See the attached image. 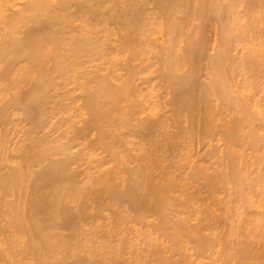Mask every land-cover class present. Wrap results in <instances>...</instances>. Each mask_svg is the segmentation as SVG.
Listing matches in <instances>:
<instances>
[{
    "label": "bare ground",
    "instance_id": "bare-ground-1",
    "mask_svg": "<svg viewBox=\"0 0 264 264\" xmlns=\"http://www.w3.org/2000/svg\"><path fill=\"white\" fill-rule=\"evenodd\" d=\"M261 1L0 0V264H115L113 253L138 250L133 237L145 228L137 224L149 231L142 253L157 257L148 264H181L195 256L192 250L203 256L220 245L223 257L217 256L225 264L264 256V248L255 250L241 235L247 213L235 212L230 200H246L264 182V171L249 180L241 152L248 141L257 151L264 148V117L254 115L243 95L246 75L264 77V51L255 46L264 35V12L255 14L256 7L264 11ZM242 3L250 25L239 23ZM191 18L201 22L194 29ZM212 24L218 37L211 51ZM83 59L91 63L82 65ZM92 63L90 73L86 64ZM68 79L82 82V99L73 92L82 104L74 96L80 104L57 99ZM160 85L166 101L153 89ZM195 137L204 149L201 162L192 159ZM214 140H223V148ZM83 151L96 152V164L88 159L84 166ZM196 182L227 212L222 239L216 209L196 198ZM229 183V200L217 197V186ZM110 208L115 244L95 235ZM196 212L203 220L191 225ZM242 219L243 228L236 225ZM155 232L179 259L164 255Z\"/></svg>",
    "mask_w": 264,
    "mask_h": 264
},
{
    "label": "rangeland",
    "instance_id": "rangeland-1",
    "mask_svg": "<svg viewBox=\"0 0 264 264\" xmlns=\"http://www.w3.org/2000/svg\"><path fill=\"white\" fill-rule=\"evenodd\" d=\"M263 1H264V0H262L260 3H262ZM260 3H257V4H260ZM242 5H243V3H242ZM263 5H264V3L262 4V6H263ZM255 6H256V5H255ZM255 6H254V8H255ZM257 6H259V5H257ZM259 7H260V6H259ZM259 7H258V8L256 7L257 9L255 8V10H258V9H259V12H257V11L254 10V11H255V14L258 13V16H259L261 13L264 12L263 10L260 9L261 7H260V8H259ZM263 7H264V6H263ZM263 7H262V8H263ZM243 8H244V5H243L242 7H241L240 5L238 6V10H239L240 13L242 12V10L248 11V10H246L247 7H245L244 9H243ZM240 9H242V10L240 11ZM260 10H261L262 12H261ZM251 12H252V11H251ZM247 13H248V16H247V14L244 13V12L241 13V15L243 14V17L240 16V18L242 17V18H241L242 21H241V19H240L239 23H245V22H246L245 25H247V24L250 25V24H251V22H250L249 19L251 18V21H252V15L250 16V15H249V12H247ZM253 13H254V12H253ZM253 13H252V14H253ZM250 14H251V13H250ZM255 14H254V15H255ZM256 15H257V14H256ZM262 15H264V13L261 14V16H262ZM249 16H250V17H249ZM244 17H245L246 19H245ZM238 18H239V17H238ZM243 18H244V19H243ZM191 19H192V21H191V22H192V23H191L192 26L190 25V29H192L193 27H196L195 25L198 26V25L201 23L200 20H198L199 18H196L195 20H194V18H191ZM245 20H247V21H245ZM195 22H196V23H195ZM199 22H200V23H199ZM247 22H249L250 24L247 23ZM191 27H192V28H191ZM193 29H194V28H193ZM209 29L213 30V31L208 30V32H207V34H209V35H208V38H209V40H210V43H212V44H211V51H212V50H213V47H214L213 44L216 43V40H217L216 37H218V36H217L218 34L216 35V33H217L216 31H217V30H216V28H215V24H212L211 28H209ZM214 29H215V30H214ZM154 33H155V32H154ZM152 34H153V33H152ZM160 34H161V35H160ZM162 34H163L162 32H160V33L157 32L156 34H153V35H155V36H156V35H158V36L160 35L161 37H158V36H157V38H158V39H159V38L161 39V38L163 37ZM150 35H151V34H150ZM209 36H210V37H209ZM152 37L155 39L154 36H150V39H151ZM263 37H264V35L262 36L261 43L263 42L262 40H264ZM153 38H152L151 40H153ZM160 39H159V42L162 41V39H161V41H160ZM215 39H216V40H215ZM154 41H155V40H154ZM156 42L159 43L158 41H156ZM254 42H255V43H256V42L258 43V42H260V41H257V40H256V41H254ZM181 43H182V42H181ZM257 43H256V44H257ZM261 43H259V45H255V46H257V48H258L259 46L262 48V49H261L260 47L258 48V49H260L259 52H261V50L264 51V48H263V47H264V43H262V44H261ZM183 44H184V43H182V45H183ZM261 45H262V46H261ZM239 46H240V45H239ZM261 54L264 55L263 52H262ZM148 55L151 56V58H150V56H149L150 59H153V58H152V57H154L153 54H152L153 56H152L151 54H148ZM148 55H147V56H148ZM149 58H148V59H149ZM150 59H149V60H150ZM149 60H148V61H149ZM86 61L89 62L88 60L83 59V61L81 62V64H82V65L85 64ZM150 61H151V60H150ZM153 61H154V60H153ZM87 62H86V63H87ZM96 62L98 63V61H96ZM89 63H91V62H89ZM97 63L94 62V64H97ZM99 63H101V61H100ZM94 64H93V63H92V65H87V64H86L87 67L90 66L89 68H91V70L87 68L88 71L90 70V71H89L90 73H91V71H92V69H93L92 66H95ZM84 66H85V65H84ZM81 67L83 68V66H81ZM154 67H156V66H154ZM81 70H82V69H81ZM83 70H85V67H84ZM83 70H82V71H83ZM86 71H87V70H86ZM83 72H85V71H83ZM89 72H86V75H89V74H90ZM247 76H248V75H246V77L244 78L245 80H247V81H245V82H247V83H245L246 85L244 86V87H245L244 89H246L247 91L245 90V93H243V95L245 94L244 97L247 98V99H245V100H246L247 103L250 102V103L252 104V105H250V103H248V104L250 105L249 107L251 108V110H253V111L255 110V112L257 111V112H256L257 115L253 113L255 116L260 115V116H263V117H264V86L262 85V83L264 84V82L262 81V80H264V79H262V78H264V77H261V78L259 77V78H257V77L255 76V77H256V78H255V77L253 76V80H252V77L250 78L251 75H249L248 77H247ZM239 77H242V76H239ZM239 77H238V78H239ZM246 78H248V79H246ZM249 78H250V79H249ZM80 79H81V78H80ZM241 79H242V78H241ZM254 79H255L256 82H257V81H259V82L256 83V82L254 81ZM256 79H257V80H256ZM260 79H261V82H260ZM68 80H69V79H68ZM68 80H67V81H68ZM70 80H72V79H70ZM70 80H69V81H70ZM78 80H79V79H78ZM242 80H243V79H242ZM67 81H66V82H67ZM74 81H76V80H72V82H74ZM249 81H250L251 83H250ZM66 82H64L63 87H66L67 89L69 88V86L71 87V89H72V87H74V88L72 89V90H74V91H72V90L69 88V90L72 91V94H71V91H69V90H67L66 88H63V87L61 86V87H62L61 89H63V90H61V89L59 88V89H60L59 91H60V93H61V96H63V97H60V95L58 96V94H59V92H58V94H55L56 97H57V99H59V98L63 99L65 102H64L63 100H61V101H63L65 104H67V102H69L68 104H76V102H77V104H80V103H78V101H75V100H76V97L79 96V95H81V99H82V94H83V93L81 94V91H83V90H80V89H78V88L82 87L83 84L81 85V83L84 82V78H82V82L79 81L80 83H79L78 81H76L77 83H79L78 85H80V86H78L75 82L72 83V82L70 81L71 84H70V82H67V83H66ZM155 82H156V81H155ZM155 82H154V83H155ZM252 82H253V83H252ZM65 83H66V85L69 84L68 87L65 85ZM154 83H153V84H154ZM249 83H250L251 85H250ZM158 84H159V83H158ZM252 84H253V85H252ZM64 85H65V86H64ZM154 85H155V84H154ZM156 85H157V84H156ZM156 85H155V86H156ZM254 85H255V86H254ZM155 86H153V89H156L155 91H157V92L159 91L160 94L164 92V95L167 96L166 93H168V91L165 92V90H166L165 88H164V89H165V90H164V89H161V88H163L161 85H160V87H155ZM252 86H253V88H252ZM75 87H77V89H76L77 92H76V90H75ZM83 87H84V86H83ZM247 87H248L249 89H248ZM254 87H255V88H254ZM262 87H263V88H262ZM260 88H261V89H260ZM64 89H65V90H64ZM82 89H83V88H82ZM244 89H243L242 92H244ZM250 89H251V90H250ZM249 90H250V91H249ZM57 91H58V90H57ZM62 91H63V92H62ZM67 91H69L70 93L67 92ZM149 91H150V90H149ZM151 91H152V89H151ZM65 92H67V94H66ZM73 92H74L75 94H77L76 97L74 96L75 94H74ZM79 92H80V93H79ZM252 92H253V93H252ZM63 93H65V95H63ZM78 93H79V95H78ZM152 93H153V91H152ZM68 94H69V95H68ZM156 94H157V93H156ZM247 94H248V95H247ZM254 94H255V95H254ZM153 95H154V93H153ZM246 95H247V96H246ZM68 96H69V97H68ZM72 96L75 97V100H73V102H72V98H73ZM157 96H158V95H157ZM160 96L164 97L163 94H161ZM168 96H169V98H170V94H169ZM66 97H67V98H66ZM153 97H155V96H152L151 100L153 99L154 101H156L157 99L155 100ZM157 98L159 99V97H157ZM160 98H161V97H160ZM167 98H168V97H167ZM248 98H249V99H248ZM77 99H78V97H77ZM162 99H163V98H162ZM78 100H79V102H81V104H82V101H83V100L80 101V97H79ZM164 100L166 101L167 99L164 97ZM164 100H163V101H164ZM247 100H248V101H247ZM252 100H253V101H252ZM58 101H59V100H58ZM161 101H162V100H161ZM161 101H160V102H161ZM63 102H62V104H64ZM70 102H72V103H70ZM74 102H75V103H74ZM157 102H158V101H157ZM161 103H163V102H161ZM161 103H157V104H161ZM59 104H61V102H60ZM164 104L167 106V103H164ZM254 104H255V105H254ZM261 104H262V105H261ZM165 105H163V106H165ZM166 106H165V107H166ZM254 106H255V107H254ZM168 107H170V106H168ZM168 107H166L165 109L163 108V109H162L163 112H165V113L167 112V114H169L168 112H170L171 109H168ZM262 107H263V108H262ZM166 109H167V110H166ZM164 110H165V111H164ZM168 110H169V111H168ZM167 114H165V117H168L169 115H170V116L172 115V113L169 114V115H167ZM163 115H164V114H163ZM166 115H167V116H166ZM260 116H259V117H260ZM55 118H56V119H55ZM55 118H54V120L56 121V120H57V117H55ZM254 118H255V117H254ZM256 118H257V117H256ZM256 118H255V119H256ZM19 120H20V119H19ZM19 120H18V121H19ZM167 120H168V119H167ZM170 120H172V119H169L168 121L170 122ZM256 120H258V119H256ZM55 121H54V122H55ZM258 122H259V120H258L257 122H255V123H258ZM19 123H20V122H19ZM170 123H171V122H170ZM11 124H12V123H11ZM22 124H24V122H22ZM167 124H168V123H167ZM171 124H172V123H171ZM171 124H169V128H170V129L167 128L168 126H167L166 128H167L168 130H171V132H173V130H175L176 126H175V123H174L173 125H171ZM10 126H12V125H10ZM174 126H175V127H174ZM18 128H21V124H19ZM246 128H248V127H246ZM176 129H177V128H176ZM256 129H257V128H256ZM259 131H263V130H260V129H259ZM242 132H244V131H242ZM245 132H246V131H245ZM20 134H22V132H20ZM241 134H243V133H241ZM246 134H247V133H245L244 135H246ZM244 135H243V136H244ZM52 136H54V134H52ZM196 137H197V139H198V136H197V135H196ZM196 137L194 138L195 141L193 140V143H194V144L192 143V144H193V145H192V146H193V147H192L193 149H191V151H193V150L195 149L194 152H193L194 154L191 152V153L194 155V157L196 158V159H195V158L192 156L193 162H194V160H195V162H197V159L199 158V156L202 157L201 155L204 154V149H202L203 147L200 148V147L202 146V144H201V142H200V144H199V143L196 141ZM245 140H250V139H247V138H246ZM196 142H197V143H196ZM214 142H215L216 144H219V145L223 148V146H222V145H224L223 140H221V141H217V140L215 141V140H214ZM245 143H246L247 145H245ZM245 143H244L243 146H241V147H245V148H242V151H241V152H243V153H242V154H243V159L245 158V159H244V162L247 161V162H246V166H247V168L245 167V168L247 169L246 173L249 175V177H248V178H250L249 180H251V179H253V177L256 178L257 175H258V176L260 175L259 173H262V172L264 171V170H263V168H264V163H263V162H264V148H263V147H260L261 150H260V148H258V151H257V149H253V148H255V147L252 148V147L249 145V144H251L249 141H248V142H245ZM248 143H249V144H248ZM198 144H199L200 146H199ZM194 145H195V146H194ZM174 146H175V145H174ZM198 146H199V148H198ZM249 146H250V147H249ZM79 147H80V146H79ZM171 148H172V149H173V148L175 149V147H171ZM198 149L200 150V152H199ZM201 149H202L203 153H201ZM246 149H247V150H246ZM262 149H263V150H262ZM170 150H171V149H170ZM197 150H198V151H197ZM240 150H241V148H240ZM252 150H254L255 152L257 151V152H258V155H257V153L255 154V152L252 151ZM259 150L261 151V153L263 154V156H262V154L259 152ZM172 151H173V150H172ZM195 151H197V153H196ZM262 151H263V152H262ZM84 152H86V151H83V152H81V153H84ZM245 152H247V153H245ZM248 152H249V153H248ZM94 153H95V155H94ZM94 153H93L92 157H91V153H90V154H89V153H84V154L81 155V157H82V156L85 157L84 159L81 158V159H82L81 162H82V164H83L84 166H86V162L88 163L89 160H90V161L92 160V162L96 164V162H94L93 160H95L94 158H96L98 155L96 154V152H94ZM97 153H98V152H97ZM169 153H170V152H169ZM200 153H201V154H200ZM259 153H260V154H259ZM85 154H87V155L84 156ZM101 154H102V153H100L99 156H103V154H105V153H103L102 155H101ZM198 154H199V155H198ZM88 155H89L90 157H88ZM96 155H97V156H96ZM197 156H198V158H197ZM250 156H251V157H250ZM255 156H256V157H255ZM261 156L263 157L262 160L259 159V157L261 158ZM86 157H87V158H86ZM248 157H249V158H248ZM92 158H93V159H92ZM247 158H248V159H247ZM88 159H89V160H88ZM99 159H100V158H99ZM255 159H256V160H255ZM199 160H200V161H199ZM245 160H246V161H245ZM252 160H253L254 162H252ZM258 160H261V161H263V162L258 161ZM198 161L201 162V158L198 159ZM81 162H80V163H81ZM92 162H91V163H92ZM97 162H98V161H97ZM93 163H92V164H93ZM260 163H261V164H260ZM262 163H263V164H262ZM89 164H90V163H89ZM198 164H199V163H198ZM259 164H260V165H259ZM83 165H82V166H83ZM87 165H88V164H87ZM250 165H251V166H250ZM261 165H262V166H261ZM259 167H260L261 169H260ZM262 167H263V168H262ZM245 168H244V169H245ZM246 169H245V170H246ZM95 170H96V169H95ZM259 170H261V172H260ZM254 173H255V174H254ZM263 174H264V172H263L261 175H263ZM248 175H247V176H248ZM261 175H260V176H261ZM258 176H257V177H258ZM260 176H259V177H260ZM263 176H264V175H263ZM197 182H198V181H197ZM197 182H196V183H193V185H194L195 187H192V189H193V188H194L193 190L196 189L195 192H196V191H199V192H197V193H199V194L196 193V195L198 196V197H196V198H199V197H200V200L203 199L205 202H204L203 200H201V202L203 201V202L205 203V204H204V203H203V204L206 205V206L209 204V205L207 206L208 209H209V207H210L211 210H212V209H214V210L216 209V210L213 212V213H214V219H215V221H216V222H214V223H216L215 226H216V229H217V230H216V231H217V234H219V235H220V236L218 235L219 238L222 239V236H224V234L227 233V231H228V229H229V221H228V218H226V217H227V212L225 211L224 208H221L220 206H218V205H217V202H216V204H215L214 201H217V200H216V198H215L213 195L209 194L210 192L208 191V189H206L207 187L205 188L204 186H202V183H200V182L197 183ZM263 183H264V182H263ZM263 183H262V184H259L258 186L254 185V186H253V190L251 189L250 193L247 192V194H246V200H248V201H250V202H251V201L253 202V201H254V198H255L254 203H250V202L244 200L245 198H242V199H241L240 197H239V200H237V201H233L234 198L230 196V197H231L230 200H232V202H234V203H232V204L236 207V209H235L234 211L236 212V211L238 210V212H241V211L243 210L240 214H243V212L245 211V212L247 213L248 217H249V218H248L247 215H246V213H245L246 216H244V217H246V219H244V220H245V222H246L247 219H248V222H249V223H246V224H245V222H244L243 219H242L243 221L240 220V221H236L237 223H236V222H235V223H236V225H237V224L240 222V226H241V228H243V226H244L243 229H244V230L247 229V231H246V230L244 231V230L242 229L241 231H242L243 233H241V235H243V234L245 233L246 236H245V235H243V236L248 240L247 242H249L248 244H249L252 248H253V247L257 248V249H255V250H258L259 248H260V249L264 248V222H263L264 220H261V221H260V219H264V218H263V217H264V216H263V215H264V214H263V213H264V187L262 186V185H264ZM198 184H200V185H198ZM197 185H198V186H197ZM225 185H226V184H225ZM225 185H218V186H217L218 188H216L218 191H216L215 194H216L217 197H218V196H220V197L222 196V198H224V199H226V200H227V199L229 200V193H228V192H230L231 186H230V183L227 184V185H229L228 187H227V185H226V186H225ZM260 185H261V186H260ZM259 186H260V187H259ZM254 187H255V188H254ZM256 187H257V188H256ZM261 187H262V188H261ZM223 188H224V190H223ZM228 188H229V189H228ZM251 188H252V187H251ZM227 189H228V191H227ZM256 189H257V190H256ZM260 189H261V190H260ZM231 190H232V189H231ZM259 191H261V192H259ZM208 192H209V193H208ZM251 192H252V193H251ZM217 193H218V194H217ZM227 193H228V194H227ZM248 194H250V195H248ZM210 195H211V197H210ZM247 195H248V196H247ZM203 196H204V197H203ZM212 196H213V197H212ZM250 196H251V197H250ZM202 197H203V198H202ZM234 197H235V196H234ZM243 197H245V195H244ZM248 197H250V198L248 199ZM196 198H195V199H196ZM211 198H212V199H211ZM232 198H233V199H232ZM237 198H238V197H236L235 199H237ZM207 199H208V200H207ZM235 199H234V200H235ZM240 199H241V201H240ZM251 199H252V200H251ZM196 200H199V199H196ZM242 200H243V201H242ZM211 201H212V202H211ZM198 202H199V201H198ZM238 202H239V203H238ZM241 202H242V203L244 202L243 204H245V206H244V205H243V206H240V205H242ZM246 202H248L249 204L246 203ZM256 203H257V204H256ZM200 204H201V203H200ZM251 204H252V206H254L255 208L252 207ZM254 204H255V205H254ZM211 205H212V206H211ZM213 205H214V206H213ZM216 205H217L218 207H217ZM236 205H237V206H236ZM247 205H248V206H251V207H249V208L247 209V207H248ZM238 206H239V207H238ZM256 206H257V207H256ZM211 207H212V208H211ZM235 207H234V208H235ZM237 207H238L239 209H238ZM234 208H233V209H234ZM243 208H244V209H243ZM250 208H251V210H249ZM252 208H253V210H252ZM262 208H263V209H262ZM219 209H221L222 211L219 210ZM245 209H247L248 211L245 210ZM258 209H259V210H258ZM239 210H240V211H239ZM128 211H129V210H128ZM253 211H254V212H253ZM259 211H260V212L262 211V212L260 213ZM130 212H131V211H130ZM238 212H237V215H236V216H239V217L241 216V217H242V215H239ZM249 212H250V213H249ZM131 213H132V212H131ZM131 213L128 212V214H131ZM216 213H217V214H216ZM215 214H216V215H215ZM252 214H253V215H252ZM255 214H256V215H255ZM103 215H104V216H107V217H106V218L101 217V218L99 219V221H98L99 224L95 227V228H96V234H95V235H96L97 237H98L99 235H105V236H106L105 238L108 239L106 242H108V243L111 242V244H115V243H117V241H116L117 239H115V238H117V237H116L115 232H114V226H115V224H116V223H115V220H114V217H113V216H114V208H110V209L104 211ZM193 215H194V216H193ZM199 215H200V216H199ZM224 215H225L226 217H224ZM215 216H216V217H215ZM218 216H219V217H218ZM258 216H259V217H258ZM262 216H263V217H262ZM156 217H157V216H156ZM191 217H192V218H191ZM201 217H202V214H200L199 212H198V213L196 212V214L193 213V214L190 216V219H189L191 225H199V224L201 223L200 221L203 220ZM223 217H224V218H223ZM241 217H240V218H241ZM250 217H251V218H250ZM254 217H255V219H254ZM150 218H151L152 222H158V221H157L158 218H155V217H153V216H150L149 219H150ZM242 218H243V217H242ZM252 218H253V219H252ZM256 218L259 219V222H260V223L258 222V223L256 224V222L258 221ZM199 219H200V220H199ZM201 219H202V220H201ZM225 219H226V220H225ZM251 219H252L253 221H252ZM218 220H219V221H218ZM255 220H256V222H255ZM149 221H150V220H149ZM227 221H228V222H227ZM251 221H252V222H251ZM198 222H199V223H198ZM241 222H244V223L242 224ZM197 223H198V224H197ZM261 223H262V224H261ZM131 224H132V223L129 222L127 225H131ZM217 224H219V225H217ZM241 224H242L243 226H242ZM244 224L246 225V227H245ZM248 224H249V225H248ZM251 224H252V225H251ZM258 224H259V225H258ZM136 226H138V228H141V227H142L143 229H144V228L147 229L146 226L143 227L142 224H140V225L137 224ZM220 226H221V227H220ZM223 226H225V227H223ZM238 226H239V225H238ZM256 226H257V227H256ZM110 227H111V228H110ZM109 228H110V229H109ZM143 229H142V230H143ZM145 229H144L141 233L139 232L140 234L138 233V235L135 236L136 238L133 237L134 240H135L136 242H138V244L136 243V244H137L136 246H138V248H137L138 250L134 248V249L137 250V251L134 250L135 252H133V250L131 251L130 249H128V251L130 250L132 253H131V252H127V253H131V254H127V253H125L123 256H120V255H117L116 253H115V254L113 253V262H114L115 264H125V262H126L128 259L131 260L132 258H133V259L136 258L135 254L137 255V253H138L139 255H141V257L139 256L140 259L138 258V255H137V258H138L139 260H137L136 262H133V263H131V264H148L149 261H151L153 258H157V257H155L154 255L150 256V255H148V254L145 255V254L142 253V250H143L144 247H146V243H147V240H148V238H146V236H147V237L149 236V235H148V232H149V231L146 230V231H147V232H146ZM219 229H220V230H219ZM148 230H149V229H148ZM254 231H255V232H254ZM257 231H258V232H257ZM145 232H146V236H144L145 234L143 235V233H145ZM218 232H219V233H218ZM223 232H224V233H223ZM249 232H250V233H249ZM251 233H252V234H251ZM97 234H98V235H97ZM141 234H142V235H141ZM153 235H154V236H157V238H160L158 241H159V243H160V247H161V250H162V252L164 253V255H166V256H167V255H169V256L172 255L173 257L170 256L171 259H174V258L176 259L177 257H179V254H177L175 251H173L172 248H169V246H170V242L168 241V239H167V241H166V238H164V237H162V239H161V237H159V235L156 234V232H155V234H153ZM239 235H240V234H239ZM239 235L237 236V239H238V237H240ZM251 235H252L253 237H252ZM142 236H143V237H142ZM154 236H153V237H154ZM233 236H234V235H233ZM233 236H232V237H233ZM241 237H242V236H241ZM250 238H251V239H250ZM102 239H104V238H102ZM234 239H235V240H234ZM232 240H234V243H233V244L236 246V245L238 244V243L236 242V241H237V240H236V236L233 237ZM115 241H116V242H115ZM191 242H192V241H191ZM250 242H251V244H250ZM235 243H236V244H235ZM191 244H192V243H191ZM191 244H190V245H191ZM165 245H166V246H165ZM168 245H169V246H168ZM192 245H193V244H192ZM234 245H233V246H234ZM238 245H239V244H238ZM238 245H237V246H238ZM252 245H253V246H252ZM130 248H131V247H130ZM215 248H216V247H215ZM215 248H213V249H215ZM132 249H133V248H132ZM165 249H166V250H165ZM170 249H171V251H170ZM213 249L211 250V251L213 252L212 254H211V252H206L207 254L204 253L205 255L202 254L203 256L200 255L201 257L199 256L198 253H196L194 250L191 249V250H192L191 253H194L195 256H193V255L190 254L191 257H189V259H187L188 261H187V260H186V261H182V263H184V264L187 263V264H188V263L190 262L189 264H194V263H195V264H198V263L200 264V262H201V264H202V261L204 260V261H203L204 264H225V262L221 261V258H219V256H220V257H223V256H221V255H222V252H223V249H224V248H222V245H220L219 248H218V246H217V248H216V252L213 251ZM220 249L222 250L221 252H220ZM165 251H167V252L165 253ZM209 251H210V249H209ZM173 252H174L175 255H174V254H171V253H173ZM220 253H221V254H220ZM176 254H177V255H176ZM196 254H198L199 257H198ZM217 254H218V255L220 254V255L217 256ZM125 255H126V256H125ZM176 256H177V257H176ZM152 257H153V258H152ZM194 257H195V258L198 257V258L195 259ZM205 257H206V258H205ZM168 258H169V257H168ZM191 258L193 259L194 262L192 261ZM215 258H216V259H215ZM252 258H253V257H252ZM252 258H251V259H252ZM177 259H179V258H177ZM190 259H191V260H190ZM198 259H199V260H198ZM202 259H203V260H202ZM189 260H190V261H189ZM196 260H197V261H196ZM201 260H202V261H201ZM209 260H210V261H209ZM218 260H219V263H218ZM157 261H159V262H158L159 264H163V261H162V260H157ZM250 261H251L250 264H251V263H252V264H264V256H263V257H255V256H254V258H253L252 260H250ZM155 262H156V261H155ZM191 262H192V263H191ZM222 262H223V263H222ZM182 263H181V264H182ZM100 264H104V263H100ZM156 264H157V263H156ZM165 264H166V263H165ZM227 264H230V263H227ZM231 264H232V263H231Z\"/></svg>",
    "mask_w": 264,
    "mask_h": 264
}]
</instances>
